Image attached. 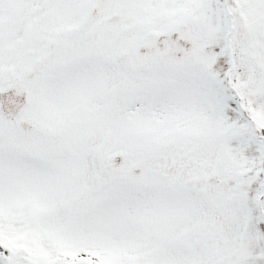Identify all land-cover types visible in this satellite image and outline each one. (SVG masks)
I'll return each mask as SVG.
<instances>
[{
    "label": "snow or ice",
    "instance_id": "1",
    "mask_svg": "<svg viewBox=\"0 0 264 264\" xmlns=\"http://www.w3.org/2000/svg\"><path fill=\"white\" fill-rule=\"evenodd\" d=\"M0 264H264V0H0Z\"/></svg>",
    "mask_w": 264,
    "mask_h": 264
}]
</instances>
